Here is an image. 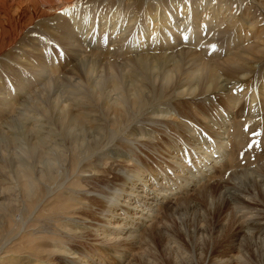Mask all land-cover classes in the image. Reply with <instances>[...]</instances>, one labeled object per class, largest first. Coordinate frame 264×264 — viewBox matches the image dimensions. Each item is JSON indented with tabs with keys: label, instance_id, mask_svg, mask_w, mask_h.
Instances as JSON below:
<instances>
[{
	"label": "bare ground",
	"instance_id": "6f19581e",
	"mask_svg": "<svg viewBox=\"0 0 264 264\" xmlns=\"http://www.w3.org/2000/svg\"><path fill=\"white\" fill-rule=\"evenodd\" d=\"M183 240L264 264V0H0V264H197Z\"/></svg>",
	"mask_w": 264,
	"mask_h": 264
},
{
	"label": "rangeland",
	"instance_id": "374dc122",
	"mask_svg": "<svg viewBox=\"0 0 264 264\" xmlns=\"http://www.w3.org/2000/svg\"><path fill=\"white\" fill-rule=\"evenodd\" d=\"M37 200V199H36ZM47 206L48 207H46V208H42L40 211H39V216L37 215V218L39 219V222L38 223H42V224H44L43 222L44 221H46L45 223H47L50 219H57L55 216H53V215H55L54 213H52L51 211H53V209H55V208H52V207H50V206H52V205H50V204H47ZM48 210H50V211H48ZM56 210H58V209H56ZM203 212L202 213H204V214H202V213H200L201 215H199L198 216V218L196 217V216H194V215H190L189 217H188V219L186 218L183 222H179V223H176L175 224V227H180V225L181 224H185V225H187L188 227H195V226H198V224L200 225V222H204L205 224H207L208 226H209V228H212L211 226H213V225H211V224H214L215 222H217V218L214 216H212L211 215V213H209V211L208 210H205V209H201ZM206 211V212H205ZM53 212H55L56 213V211H53ZM58 212V211H57ZM28 213V214H27ZM208 213V214H207ZM27 216V217H26ZM51 216H53V217H51ZM205 216H206V218H205ZM19 217H21V218H19ZM29 217V211H28V209H25L23 212H20V213H18L17 215H15V217H14V223H13V228H14V230H15V232H14V235H17V234H19L20 235V237L17 239V243H15V246L13 247L14 249H15V251L19 254L20 252H25L26 250H28L27 249V247H28V245H27V239L28 240H30L31 238L30 237H28L27 239L25 238V236L23 235V230H21L22 229V225H23V223L27 220V218ZM191 217V218H190ZM201 217L202 218H204V219H201ZM211 217V218H210ZM17 218V219H16ZM19 218V219H18ZM36 218V219H37ZM210 218V219H209ZM25 219V220H24ZM45 219V220H44ZM208 221H207V220ZM213 219V220H212ZM217 219V220H216ZM197 221V222H196ZM198 221H199V223H198ZM212 221V223H210ZM16 222V223H15ZM20 222H21V224H20ZM23 222V223H22ZM53 223H57V221L56 220H53ZM197 224V225H196ZM206 225V226H207ZM32 228H34V226H32V224L30 225V227H28L27 228V232H24V234L26 235H28V233H30L31 232V230H32ZM30 230V231H29ZM22 232V233H21ZM23 235V236H22ZM26 235V236H27ZM24 239V240H23ZM23 240V241H22ZM20 241V242H19ZM230 242V240H228V242L227 241H222V243L224 244L223 245V247H226V248H228L229 246H231V242ZM20 245H19V244ZM183 243H184V249L187 251V252H190L189 254L190 255H192L193 256V258H194V260L196 261V263L197 264H204L205 263V261H206V257L208 256L207 254H209L212 250L213 251H215L214 249H215V247H214V245H211V244H209V242H204V241H202V242H200V243H198V244H196V246L194 245V246H191V245H189V244H187V243H185V241L183 240ZM203 243V244H202ZM22 244H24L23 246H22ZM27 245V246H26ZM185 245H187V246H185ZM12 246V245H11ZM190 246V247H189ZM23 247H25V248H23ZM220 247V246H219ZM230 248V247H229ZM24 249V250H23ZM209 249V250H208ZM19 250V251H18ZM21 250V251H20ZM201 251V252H200ZM204 253H203V252ZM22 252V253H23ZM193 253H194V255H193ZM203 253V254H202ZM201 255V257H198V256H200ZM205 255V256H204ZM156 258H157V260H156V263L157 264H168V262H167V259H166V257H164L163 255H157L156 256ZM202 258V259H201Z\"/></svg>",
	"mask_w": 264,
	"mask_h": 264
}]
</instances>
